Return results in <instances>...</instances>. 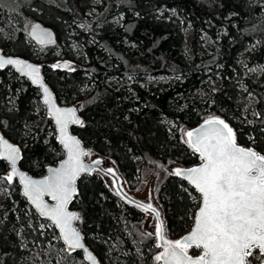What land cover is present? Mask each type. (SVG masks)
I'll list each match as a JSON object with an SVG mask.
<instances>
[{
    "label": "trees",
    "instance_id": "trees-1",
    "mask_svg": "<svg viewBox=\"0 0 264 264\" xmlns=\"http://www.w3.org/2000/svg\"><path fill=\"white\" fill-rule=\"evenodd\" d=\"M35 21L54 31V43L29 37ZM0 28L3 53L42 64L57 100L78 107L82 124L72 131L113 163L128 189L159 175L155 198L170 238L189 229L199 200L170 171L199 161L181 128L219 116L238 143L264 155V70L250 71L264 67V0H0ZM39 96L11 68L0 69V132L20 147V166L37 176L63 156ZM7 172L0 159V264H27L36 246L52 264H86L65 251ZM77 191L71 207L101 264H158L146 212L97 172L82 176Z\"/></svg>",
    "mask_w": 264,
    "mask_h": 264
},
{
    "label": "snow or ice",
    "instance_id": "snow-or-ice-1",
    "mask_svg": "<svg viewBox=\"0 0 264 264\" xmlns=\"http://www.w3.org/2000/svg\"><path fill=\"white\" fill-rule=\"evenodd\" d=\"M42 34L36 37L45 42ZM12 65L29 77L44 91V104L59 128V142L67 152V159L58 169H49L43 180L30 179L16 167L19 149L0 136V159L11 164V173L5 177L8 183L19 176L23 194L35 205L41 215L49 218L62 234L69 249H83L87 260L97 264L96 258L82 243V236L73 226L80 219L68 211V204L77 194L76 181L81 173L90 172L83 157L90 155L82 149L78 139L69 134L70 124H82L75 109H61L52 101L51 93L42 83L40 69L18 59L0 56V69ZM59 67V65H57ZM67 67V65H65ZM185 141L202 163L188 170L175 169L172 174L187 180L200 195V208L195 216L191 233L178 241L168 240L163 223L156 228L163 251L155 256L163 264H252L249 257L264 264V155L251 148L238 146L233 129L222 119L211 118L195 130L188 131ZM96 164L101 161L97 160ZM111 173L112 169H108ZM48 196L55 201L50 206L44 200ZM151 210L159 220V213L151 204L143 206ZM151 235V233H149ZM195 247L196 257L189 255ZM258 250V253H257Z\"/></svg>",
    "mask_w": 264,
    "mask_h": 264
},
{
    "label": "water",
    "instance_id": "water-1",
    "mask_svg": "<svg viewBox=\"0 0 264 264\" xmlns=\"http://www.w3.org/2000/svg\"><path fill=\"white\" fill-rule=\"evenodd\" d=\"M42 34H47V36H45V42H44V43H41V42L36 38V37H38V36H41ZM28 35H29V37H30L31 39H33L36 43H38V44H42V45L52 44V43H54L55 40H56V35H55L54 31H53L50 27L45 26L44 24H42L40 21H35V22L30 26L29 31H28ZM0 56H3L5 59H18V60H21V61H23V62H25V63H27V64H31V65H33L34 67H38V68L40 69V73H39V75H40V77H41V79H42V83H43V85H44L45 87L48 88L49 92L51 93L52 101L56 104L57 107H59V108H61V109H75L77 118L82 122V117H81V115H80V113H79V110H78V107H77L76 105H74V104H61V103L57 100V98H56L54 92L52 91V89L49 87V85L47 84V82H46V80H45L44 73H43V68H42V64H40V63H38V62H35V61H32V60H30V59H28V58L21 57V56L11 55V54H4L1 48H0ZM65 65H67V67H65ZM59 66L65 69V68H68V63H67V62H60V63H59ZM6 67L11 68V69H12L14 72H16L20 77H23L24 79H26V80L30 83V85H31L32 87H34V88H36V89L38 90L39 95H40V96H39L40 103H41V105H42V106L44 107V109H45V114H46L47 118L52 122V125H53V127H54V131H55V140H56L57 143L59 144V146H60V148H61V150H62V152H63V156H62V158L59 159L55 164L48 165V166L45 168V171H44V173H43L42 175H39V176H37V175H32V174H30L28 171H26L25 169H23V168L20 166V161H21V157H22L20 147H19L16 143L10 141V140H9L7 137H5L1 132H0V136H2L3 139L6 140L9 144H11L13 147H16V148L19 149V159L17 160L16 167H17V169H18V171H19L20 173L25 174L26 176H28L30 179H33V180H43V179H46V178L50 175V173H49V169H58V168L60 167L61 163H63V162L66 161V159H67V152H66V150L64 149L63 145H61L60 142H59V128H58V126L56 125L55 120L52 118V115H51V112H50L48 106L44 104V98H45V97H44V91H43V88H41L40 85H38V84H34V83L32 82V80H31L29 77H27V76L22 75L21 73H19V72L16 70V68H15L14 66H12V65H7V66H5L4 68H6ZM211 118H219V119H222V120H224V121H225V122H226V123L232 128V126L229 124V122L226 121L224 118L219 117V116H211V117L204 118V119L201 120L197 125H195V126H193V127H190V128H187V129L184 131V134H183V135H184V140H185V141L187 140V137H186L185 134H186L188 131H195V130L201 128V127L205 124V122H206L207 120L211 119ZM80 125H81V124H70V125H69V129H68V130H69V134L72 135L74 138L78 139V140L80 141V143H81V147H82V149H83L84 151L88 152V147L83 143V141L80 139V137L72 131L73 128L78 127V126H80ZM232 129H233V128H232ZM233 131H234V130H233ZM234 133H235V132H234ZM236 142H237V140H236ZM185 143H186V142H185ZM186 144H187V143H186ZM237 144H238V146L243 147V148H246V149H248V148L253 149V148L250 147V146H246V145L240 144V143H238V142H237ZM187 146L189 147L188 144H187ZM191 149H192V148H191ZM253 150H254V149H253ZM0 151H3L2 146H0ZM255 151H256V150H255ZM256 152H257V151H256ZM257 153H258V152H257ZM195 154H196V155L198 156V158H199V154H198V153H195ZM259 154H260V153H259ZM82 159H83V163H84L86 166H88L90 169H92V171L81 173L80 177H79V178L77 179V181H76V192L78 193V191H77V183H78V181L80 180V178H81L82 176L91 175V174H93V173H95V172L100 173V174L105 178V180H107L108 185L110 186V188L112 189V191H113L117 196H119V197H120L122 200H124L125 202H127V203H129V204H131V205H133V206H136L137 208L141 209L142 211H144V212H149V213L154 217L155 224H154V230H153L152 234H153L154 237H155L156 245H158V244L160 243L159 238H158L157 235H156V228H157V226L160 224V222L163 223V228H164V232H165V236H166V238H167L168 240H171V241H178V240L184 238L185 236L189 235V234L191 233V231L193 230L195 216H196V214H197V212H198V210H199V208H200V203H199V201H198L197 207H196V209H195V211H194V215H193V218H192V224H191V226L189 227V229H188L186 232H184L183 234H181V235H180L179 237H177V238H170V237H168V236L166 235V228H165L164 220H163V218H162L161 210H160L159 208H157V207L153 204L152 201H143V200H140V199L134 197L133 195H131V193H129V192L126 190V187H125V185H124V183H123V178L120 176V174L118 173V171L116 170V168H115L114 165L106 166V165H105L104 158H103L102 156H96V157L92 158L91 160H87V159H86V156H85V157H83ZM2 160L5 161V162L7 163V165H8V172H7V175H9V174L11 173V164H10V162H8V161H6V160H4V159H2ZM97 160H100L101 163H100V164H96L95 162H96ZM201 163H202V161H201L200 158H199V161H198L197 163H195V164H192V165H187V166L173 165V166L171 167V171H172V173H173L174 170L177 169V168L182 169V170H188V169H191V168H193V167H198ZM108 169H112V172L109 173V172H108ZM7 175H6V176H7ZM173 175H174V174H173ZM178 178H180L181 180L185 181V182H186L191 188H193V186H192L187 180L183 179L182 177H178ZM13 179L17 181V184L19 185V188H20V194L24 197V199L26 200V202L28 203V205L33 209V211L35 212V214H36L40 219L45 220V221H48V222L54 227V229H55L56 232H57V235H58L59 241H60L61 244L63 245L65 251H66L67 253L79 252V253L81 254V256H82L84 262H85L86 264H91V261H88V260H87V253L84 252L83 249H75V250H72V249H69V248H68V246H67V245L64 243V241H63L62 234L60 233L59 228H58L55 224H53L52 221H51L49 218H47V217L41 215V213H40L39 210L35 207V205H33V204L27 199V197L24 196V194H23V184L20 182L19 176H16V177H14ZM193 189H194V188H193ZM194 190H195V189H194ZM195 192H196V191H195ZM196 193L198 194V196H199V200H200V195H199V193H198V192H196ZM76 196H77V194L73 197V199H72V200L70 201V203L68 204V211L71 212V213L77 214V215L80 217L79 212H78L76 209H73V208L71 207V205H72L73 201L75 200ZM44 200H45V202H46L47 204H49L50 206H54V204H55V201H52L51 198L48 197V196H45V197H44ZM148 204H151L152 207L155 208L156 211L159 213V220L156 218V215H155L151 210L145 211V209H144L143 206H146V205H148ZM78 221H79V220L74 221V222H73V226H74V227L77 229V231L81 234V236H82V238H83V239H82V243L84 244V246H85V248L88 250V252L92 253V255L96 258L97 264H101V263L99 262V260L97 259L96 255L94 254V252L90 249V247L88 246V244L85 242L84 235H83V232H82L81 228H80L79 225H78ZM157 248H158V252H157L156 256L159 255V254L163 251V248L158 247V246H157ZM191 249H196V248L193 247V248H191ZM197 250H198V253H197V254H192V253L190 252V250H189V255H191V256H193V257L198 256V255L200 254V250H199V249H197ZM158 264H163V262L160 261V262H158ZM257 264H260V262L257 263Z\"/></svg>",
    "mask_w": 264,
    "mask_h": 264
},
{
    "label": "rangeland",
    "instance_id": "rangeland-1",
    "mask_svg": "<svg viewBox=\"0 0 264 264\" xmlns=\"http://www.w3.org/2000/svg\"><path fill=\"white\" fill-rule=\"evenodd\" d=\"M29 22L27 24V30H29L30 28ZM0 31L2 32V35H5V32L0 28ZM206 42L208 43L209 41L206 40ZM75 45V44H74ZM73 48V45L71 46ZM74 48H76L74 46ZM79 52V51H78ZM57 59H60L59 57ZM59 61H64V60H59ZM264 70V67H253L250 69V71H258L261 72ZM83 90H88L87 86L83 87ZM187 128H181L179 130V133L181 134V136L184 138V131ZM90 153V155L86 156L87 160H91L92 158L98 156L96 153H93L91 151H88ZM105 161V165L106 166H110L113 165V163L108 160V159H104ZM170 171H171V167H170ZM159 175H153L152 177H150L148 180H146L145 182L141 183L137 188L135 189H128L126 186V190L131 193V195H133L134 197L143 200V201H152L153 204L160 209V206L155 198V184L157 181ZM107 181V180H106ZM6 195V190L4 188H0V199L4 198V196ZM199 201V200H198ZM198 204V203H197ZM154 217L149 213L146 212L145 214V218H144V222L143 225L145 227V229H147L150 232H153L154 230ZM46 225L41 224V228H45ZM36 252H30V254L26 257L27 258V264H52L51 260L48 258H42L41 256V252L39 251V246L35 247ZM37 251L39 253H37Z\"/></svg>",
    "mask_w": 264,
    "mask_h": 264
}]
</instances>
